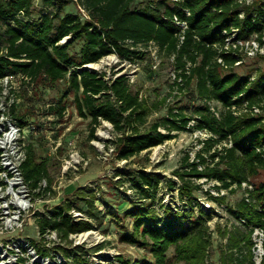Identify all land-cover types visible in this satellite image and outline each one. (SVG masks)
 I'll return each mask as SVG.
<instances>
[{
  "label": "trees",
  "instance_id": "obj_1",
  "mask_svg": "<svg viewBox=\"0 0 264 264\" xmlns=\"http://www.w3.org/2000/svg\"><path fill=\"white\" fill-rule=\"evenodd\" d=\"M70 1L73 0H0V79L19 71L33 80L42 74L51 81L68 78L79 114L91 116L89 136H97L96 127L102 120L111 122L120 134L110 141L122 159L175 137L174 131L190 129L189 122L195 119L193 127L207 129L211 135L202 139L194 158L187 150L180 165L173 169L174 177H161L146 169L134 172L131 180L136 197L132 199L139 203L130 210L135 218L134 231L127 239L138 242L139 234L149 238L144 243L151 246L155 264H166L170 245L175 246V257L184 264H208L206 257L212 245L208 221L215 208L206 207L196 194L203 190L199 179L206 178L215 181L204 190L209 200L225 207L237 220L230 229L218 230L226 238L221 264H253V228H264V180L253 185L249 196L244 195L234 205L226 204L222 190L242 189L244 181L264 168V68L254 74L237 72L236 62L242 59V50L228 45L227 38L235 34V40H246L256 35L264 43V0H147L142 5L137 0H78L83 12L62 13ZM175 16L186 20L188 26L183 29ZM78 41L81 46L74 54L71 49ZM152 43L174 55L177 74L182 77L181 82L175 80L178 89H185L196 79L197 97L204 102L170 105L161 119L143 128L150 109L139 90L132 89L128 74L109 76L105 70L87 64L111 53L122 61L135 62L143 56L139 46ZM1 94L0 88V101ZM210 100L218 101L224 109L217 113ZM253 105H261L262 110L255 112ZM66 109L62 97L49 105L48 113L63 116ZM11 113L20 125L28 121L14 105ZM26 148L22 170L30 187L36 189L34 195L39 197L50 190V178L47 187L40 185L49 176L48 165L38 158L33 141ZM162 184L171 198L176 195L173 201L166 202L163 195L158 196ZM81 193L85 195L88 214L94 215L92 209H98L97 201L110 208L94 188L81 189ZM72 207L69 201L42 213L38 219L40 232L56 230L62 240L70 243L56 244L57 250L71 264H89L80 253L84 248L72 245L70 235L89 230L93 224L73 215ZM32 243L42 255H52L47 244L39 246L35 239ZM120 260L128 263L124 258Z\"/></svg>",
  "mask_w": 264,
  "mask_h": 264
},
{
  "label": "rangeland",
  "instance_id": "obj_2",
  "mask_svg": "<svg viewBox=\"0 0 264 264\" xmlns=\"http://www.w3.org/2000/svg\"><path fill=\"white\" fill-rule=\"evenodd\" d=\"M146 1L137 0L136 3L142 5ZM67 11L83 12V7L78 0H73L67 4L62 13ZM249 40H256V35L250 37ZM80 46L81 42H76L71 51L78 54ZM139 48L143 50V56L135 62L120 61L117 54L111 53L96 62V66L90 65V68L99 71L105 70L109 76H113L118 70L128 74L132 89L139 90L150 109L143 128L161 119L167 113L170 105L182 106L204 102L203 99L197 97L196 79H193L191 85L185 89H178L175 84L176 62L174 55L169 54L166 50H160L153 43L149 46L140 45ZM261 51L256 55L248 54L246 51L242 52V61L236 65V71L240 74L249 72L254 74L258 68H264V58L261 57L264 51ZM17 89L14 92L17 99L14 106L26 115L27 120H33L42 125L41 134L25 133L23 140L25 142L33 141L38 158L47 162L49 170L47 180L51 179V186L50 190L43 191L39 197L34 195L31 190L34 205L29 211L19 214V221L12 232L4 234V237L14 236L13 255L15 257L17 254L24 256V264H71V261L55 247L58 243L68 246L70 243L62 240L56 230L54 232L51 229L41 233L38 219L42 213L48 212L49 209L72 201V208L82 212L77 217L88 219L93 224L89 230L70 235L72 245L80 244L84 248L80 253L82 257L88 259L89 264H124L120 258L127 260V264H145L146 262L155 264L156 257L151 246L144 243L149 238H144L139 234L138 242L127 239V235L134 231L135 218L130 210L139 203L132 199L136 196H133L135 188L131 178L137 169L155 171L161 177L173 176V169L180 165L187 150L191 156L195 155V152L202 146V139L208 135V132H201L198 131V128L193 127L195 119H192L190 129L174 131L177 134L175 137L143 150L130 159H122L117 156L115 145L110 141L116 139L120 134L114 129L111 122L102 120L96 127L97 136L95 138L89 136L91 116L84 117L79 114L73 89H69L68 78L51 81L45 74H42L32 84H22ZM65 92H67L66 96H64ZM5 95L8 97L3 96V100L9 108L11 100L7 101V99L9 97L12 99L14 94L7 91ZM62 97L65 99L67 107L63 116L48 113L49 105ZM210 103L217 113L224 109L216 100H210ZM262 113L264 114V110ZM160 129L166 131L163 127ZM228 144L230 143L228 142ZM75 151H78L79 155L88 161L87 164H80L63 174L64 160L69 158L71 152ZM263 180L264 168H261L258 174L249 177L248 182L258 185ZM199 181L202 182L203 190L196 191L197 196L215 208L214 216L208 221L212 230V245L206 261L208 264H221L220 256L226 238L218 230L230 229L233 224H237V220L225 207L209 200L205 193L204 190L211 188L215 181H206L205 179H199ZM90 188H94L101 194L107 206H110L109 209L104 206L105 204L97 201L99 207L92 209L94 215L87 213L89 207L81 189L89 191ZM214 191L216 190L212 192L214 193ZM167 192L166 185L162 184L158 196L163 195L166 202L173 201L176 195L171 198ZM224 192L226 193V204L234 205L246 195L247 190L242 187L234 192L227 190ZM155 205L162 212L161 205L156 201ZM198 208L196 207L195 210L198 211ZM14 215L17 216L18 213L15 212ZM89 231L91 233L86 234ZM32 239H35L39 246L44 244L50 246L52 255L49 257L38 255L34 246H31L30 240ZM97 244H102L101 248L95 249L94 246ZM20 246L22 247L19 248ZM166 257V264H184L183 261L175 257L174 245H170ZM35 258L39 261L34 262Z\"/></svg>",
  "mask_w": 264,
  "mask_h": 264
},
{
  "label": "built area",
  "instance_id": "obj_3",
  "mask_svg": "<svg viewBox=\"0 0 264 264\" xmlns=\"http://www.w3.org/2000/svg\"><path fill=\"white\" fill-rule=\"evenodd\" d=\"M172 1L178 2L180 0ZM175 19L183 29L188 26L186 20H179L177 16H175ZM234 38L235 34L232 37H228L227 44L239 46L242 52L246 51L248 54L256 55L257 53H261V50L264 51V43H260L257 37L256 40L252 41L249 39L235 40ZM119 60L121 61V58H119ZM241 61L242 59L238 60L236 63L238 64ZM120 73H122L121 70H118L113 76L115 77ZM175 80L178 82H181L182 80V77L178 76L177 71L175 73ZM33 82L34 80L30 75L21 71L9 72L0 79V88L2 92L0 101V238H2L0 239V264H24L25 261L24 256L17 254L15 257V255L12 253L14 251V248H12L14 236L8 235L4 237V234L12 232L19 221V214L29 211L34 205L31 196V190L33 189L30 187L22 170V163L27 157L26 146L28 143L25 142L23 138L25 133H33L38 135L41 134L42 125L40 123H36L33 120H28L25 125H20L14 115L10 112L11 106L15 105L17 101L14 93L16 90H18L17 88L22 84L30 85ZM7 91H9L10 94H14L12 99L11 97L7 99V101L11 100L9 103V108L3 100V96H6V98L8 97L5 95L7 94ZM253 110L255 112H260L262 107L261 105H253ZM190 123L192 122L190 121L189 124ZM198 131L206 133L208 132L206 137L211 135V132H209L207 129H198ZM191 157L194 158L195 155ZM64 161L65 162L62 166L63 174L71 168L77 167L83 163L87 164L88 162L84 157L79 155L78 151L71 152L69 158H66ZM40 185L43 188L47 187V178H43L40 182ZM242 186L247 190L246 196H249L248 190L253 188V184L248 181H244ZM35 190H33V193ZM224 191L225 190H222V193ZM214 193L218 194L217 191H214ZM202 202L206 207L212 206L209 202ZM15 212L18 213L17 216L14 215ZM71 212L75 216L81 215L79 213H82L75 208H72ZM49 230H51V228L47 229V231ZM252 239L254 242L252 247L253 264H261L264 255V228L261 226H255L252 232ZM30 243L31 246H34L38 255H41L42 257H49L39 253L36 246L32 243V240H30ZM21 247L22 246L19 248ZM36 261H39V259L35 258L34 262Z\"/></svg>",
  "mask_w": 264,
  "mask_h": 264
},
{
  "label": "bare ground",
  "instance_id": "obj_4",
  "mask_svg": "<svg viewBox=\"0 0 264 264\" xmlns=\"http://www.w3.org/2000/svg\"><path fill=\"white\" fill-rule=\"evenodd\" d=\"M105 62V61H104ZM89 65H91V66H96L97 64H96V62H92V63H89ZM89 233H91V231H89L88 233H86V234H89ZM86 234H83V235H86Z\"/></svg>",
  "mask_w": 264,
  "mask_h": 264
},
{
  "label": "water",
  "instance_id": "obj_5",
  "mask_svg": "<svg viewBox=\"0 0 264 264\" xmlns=\"http://www.w3.org/2000/svg\"><path fill=\"white\" fill-rule=\"evenodd\" d=\"M88 67H90V65H87Z\"/></svg>",
  "mask_w": 264,
  "mask_h": 264
}]
</instances>
